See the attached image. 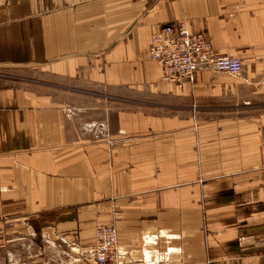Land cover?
I'll return each mask as SVG.
<instances>
[{"label":"crops","instance_id":"crops-1","mask_svg":"<svg viewBox=\"0 0 264 264\" xmlns=\"http://www.w3.org/2000/svg\"><path fill=\"white\" fill-rule=\"evenodd\" d=\"M181 21L245 76L162 84L151 36ZM0 69V233L114 224L117 264H264V0H0Z\"/></svg>","mask_w":264,"mask_h":264},{"label":"built area","instance_id":"built-area-1","mask_svg":"<svg viewBox=\"0 0 264 264\" xmlns=\"http://www.w3.org/2000/svg\"><path fill=\"white\" fill-rule=\"evenodd\" d=\"M150 59L161 70V83L179 90L188 83L194 84L201 71L232 77L243 72L240 58L219 54L204 35L192 33L183 21L164 25L151 36ZM92 256L95 264H111V260L118 259V231L114 226L97 229Z\"/></svg>","mask_w":264,"mask_h":264},{"label":"rangeland","instance_id":"rangeland-1","mask_svg":"<svg viewBox=\"0 0 264 264\" xmlns=\"http://www.w3.org/2000/svg\"><path fill=\"white\" fill-rule=\"evenodd\" d=\"M10 73L18 78H33V73L29 69H12ZM1 74L5 75L6 70L0 69ZM244 76L243 69V72L234 78H243ZM239 116L246 118L251 115L244 113ZM210 118L234 120L238 116H208V119ZM103 226L115 227L114 224L98 223L94 228V240L91 243H83L77 237H55L48 231L36 233L33 229L29 230V237L28 234L24 235L23 229H19L13 234L7 233L5 228V231L0 233V264H95L92 252L96 243L97 229ZM110 263L117 264L118 259H113Z\"/></svg>","mask_w":264,"mask_h":264}]
</instances>
